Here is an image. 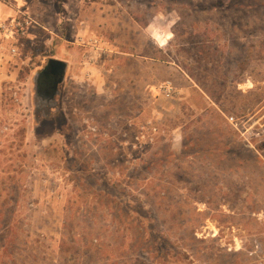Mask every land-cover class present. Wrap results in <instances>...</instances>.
<instances>
[{"label":"rangeland","instance_id":"rangeland-1","mask_svg":"<svg viewBox=\"0 0 264 264\" xmlns=\"http://www.w3.org/2000/svg\"><path fill=\"white\" fill-rule=\"evenodd\" d=\"M24 2L0 23V264H167L157 237L264 264V0Z\"/></svg>","mask_w":264,"mask_h":264},{"label":"flooded vegetation","instance_id":"flooded-vegetation-1","mask_svg":"<svg viewBox=\"0 0 264 264\" xmlns=\"http://www.w3.org/2000/svg\"><path fill=\"white\" fill-rule=\"evenodd\" d=\"M54 58L56 57H48L44 64L39 66V70L35 76V93L39 102L45 106H51L52 104L55 105V103H57L60 91L59 87L63 82H65V74L62 82H59L58 80L61 75L56 73L50 65L51 59ZM52 107L53 106H51V108Z\"/></svg>","mask_w":264,"mask_h":264},{"label":"crops","instance_id":"crops-1","mask_svg":"<svg viewBox=\"0 0 264 264\" xmlns=\"http://www.w3.org/2000/svg\"><path fill=\"white\" fill-rule=\"evenodd\" d=\"M29 10L30 7L24 0H8L7 2L0 0V23H5L7 19L15 18L20 12ZM181 73L178 74L183 75Z\"/></svg>","mask_w":264,"mask_h":264},{"label":"trees","instance_id":"trees-1","mask_svg":"<svg viewBox=\"0 0 264 264\" xmlns=\"http://www.w3.org/2000/svg\"><path fill=\"white\" fill-rule=\"evenodd\" d=\"M206 93V91H204ZM208 94V93H206ZM226 153H228V149H226ZM150 238L154 239L155 236H153L152 234L149 235ZM161 237H157L155 238V240H153L154 243H156L158 245V247L155 248V250L157 251V253H159V255L163 258V261L166 262L167 264H176V263H180V262H176V261H171L168 256L169 254H166V250H165V246L161 245V243L157 242L159 240H161Z\"/></svg>","mask_w":264,"mask_h":264},{"label":"water","instance_id":"water-1","mask_svg":"<svg viewBox=\"0 0 264 264\" xmlns=\"http://www.w3.org/2000/svg\"><path fill=\"white\" fill-rule=\"evenodd\" d=\"M50 65L53 67L56 73H59L61 75L58 81L62 82L63 76L67 68V63L64 60L54 58V59H51Z\"/></svg>","mask_w":264,"mask_h":264},{"label":"built area","instance_id":"built-area-1","mask_svg":"<svg viewBox=\"0 0 264 264\" xmlns=\"http://www.w3.org/2000/svg\"><path fill=\"white\" fill-rule=\"evenodd\" d=\"M11 21L13 22H19L20 20H18L16 17L13 18ZM12 22V23H13ZM165 91L167 92L168 95H170L172 93V88L169 86V85H165ZM233 117H227V120L230 122V123H233Z\"/></svg>","mask_w":264,"mask_h":264}]
</instances>
